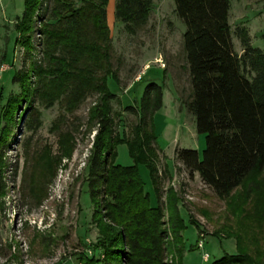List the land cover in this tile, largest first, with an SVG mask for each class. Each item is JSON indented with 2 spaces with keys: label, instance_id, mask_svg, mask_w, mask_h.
Returning <instances> with one entry per match:
<instances>
[{
  "label": "trees",
  "instance_id": "16d2710c",
  "mask_svg": "<svg viewBox=\"0 0 264 264\" xmlns=\"http://www.w3.org/2000/svg\"><path fill=\"white\" fill-rule=\"evenodd\" d=\"M44 1L24 0L15 25V43L24 50V65L13 77L20 92L11 95L2 108L0 200L8 187L4 158L12 129L18 125V111L19 119L26 114L24 125L34 129L40 125L41 115L35 103L45 109L58 104L63 114L52 126L58 132V164L73 154L76 134L83 126L84 136L95 133L86 182L100 239L93 245L97 255L81 253L79 264H182L186 226L180 200L170 190L162 201L160 189L159 164L164 155L154 117L163 107V87L149 84L140 103L125 108L136 116V122L129 134L121 136L112 105L114 100L120 101L108 87L109 77L119 84L107 17L110 0H81L79 6L76 0H50L53 6L48 19L44 18ZM173 1L185 26L183 49L191 84L187 108L197 132L206 140L202 154L176 149V159L190 176L198 174L218 197L229 198L241 187L248 193L257 186L252 178L264 172V51L251 44L245 27L237 28L243 54L234 50L231 0ZM152 7L153 0H116L115 20L135 35L148 23ZM92 96L95 101L86 122L68 125L66 115H73ZM3 100L0 87V105ZM120 144L127 145L132 166L116 163ZM140 165L150 172L156 207L150 204ZM54 170L49 175L54 176ZM190 222L200 228L197 222ZM213 235L234 238L237 245V254H225L213 264H263L235 230L222 228Z\"/></svg>",
  "mask_w": 264,
  "mask_h": 264
},
{
  "label": "rangeland",
  "instance_id": "374dc122",
  "mask_svg": "<svg viewBox=\"0 0 264 264\" xmlns=\"http://www.w3.org/2000/svg\"><path fill=\"white\" fill-rule=\"evenodd\" d=\"M44 2V18L48 19L53 2ZM115 3L110 0L107 7L113 64L119 76V84L112 77L108 79L109 89L120 101L112 102L115 128L121 136L129 134L136 116L125 108L139 104L149 84L163 87V107L154 117L158 145L164 155L159 164L160 189L162 201L170 190L180 200L186 226L182 264H213L225 254H237L234 238L213 235L222 228L238 232L244 246L264 264V172L252 178L257 186L248 193L241 187L229 198H221L198 174L190 176L176 159V149L202 154L206 140L197 132L195 118L187 108L191 84L183 49L185 26L175 12L174 1L153 0L148 23L135 35L128 34L115 20ZM80 4L81 0L75 1L76 6ZM23 10L24 0H0V87L4 92L0 130L5 125L2 108L11 95L20 92L13 77L24 65V50L15 43V25ZM229 24L234 50L239 55L243 49L238 27L247 28L251 44L264 51V0H231ZM36 55L41 59L39 52ZM94 101L92 96L73 115H66L68 125L85 123ZM34 107L41 113L40 125L29 129L23 123L26 114L19 119L18 111V125L6 144L8 187L0 200V264H79L81 253L97 255L93 245L100 239L86 182L95 133L84 136L83 126L76 134L73 154L58 164V132L52 131V126L63 111L58 104L45 109L36 102ZM116 163L123 167L134 164L126 144L117 146ZM51 168H55L54 176L49 175ZM139 174L151 206L156 207L158 200L149 170L140 165ZM200 242L203 248H198Z\"/></svg>",
  "mask_w": 264,
  "mask_h": 264
},
{
  "label": "built area",
  "instance_id": "2783aa9c",
  "mask_svg": "<svg viewBox=\"0 0 264 264\" xmlns=\"http://www.w3.org/2000/svg\"><path fill=\"white\" fill-rule=\"evenodd\" d=\"M203 246H204V245H203V242H200L199 245H198V248H199V247H200V248H203ZM204 259H205V260H208V255H205V256H204Z\"/></svg>",
  "mask_w": 264,
  "mask_h": 264
},
{
  "label": "crops",
  "instance_id": "0c3cea01",
  "mask_svg": "<svg viewBox=\"0 0 264 264\" xmlns=\"http://www.w3.org/2000/svg\"><path fill=\"white\" fill-rule=\"evenodd\" d=\"M111 11V10H110ZM112 20V18H110Z\"/></svg>",
  "mask_w": 264,
  "mask_h": 264
}]
</instances>
